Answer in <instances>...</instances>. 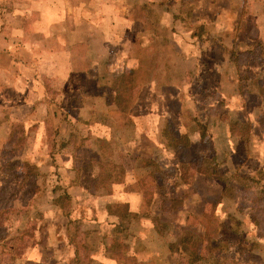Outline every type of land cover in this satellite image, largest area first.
<instances>
[{
    "label": "rangeland",
    "instance_id": "rangeland-1",
    "mask_svg": "<svg viewBox=\"0 0 264 264\" xmlns=\"http://www.w3.org/2000/svg\"><path fill=\"white\" fill-rule=\"evenodd\" d=\"M63 43L83 55L85 62L73 55L72 66L78 70L94 60L98 92L76 95L66 87L69 83L52 76L64 69L59 60L55 65L49 61ZM142 58L147 61L142 73L156 77L140 86L130 71ZM32 75H39V85L45 87L44 100L36 102L34 116L25 125L3 126L10 119L17 90L27 93L29 83L24 82H30ZM163 81H168L165 88L160 86ZM263 83L264 0H0V199L12 198L14 191L16 196L12 203L8 201L14 209L7 214L11 228L0 246L9 247L16 232L18 237L32 233L36 224L29 242L36 245L25 247L22 255L26 264H99L102 249L110 245L113 250L119 245L129 247L120 248L118 254L114 251L113 264H212L169 253L167 243L184 230L201 234L204 228L198 219L213 212L219 218L229 264H264V237H257L259 246L250 250L256 234L244 181L264 169ZM122 84L134 87L132 100L140 104L130 114L121 113L114 103L113 87ZM29 85L36 98L38 85ZM157 104L158 114L168 107L172 115L162 120L150 111L143 113ZM68 107H78L71 116L77 121L68 119ZM232 121L250 124L247 137L231 138L228 124ZM93 122L107 129L95 128ZM197 122L207 127L205 138L191 135L190 147L165 149L163 143L170 141L171 133L180 135ZM64 136L70 137L73 149L99 150L101 158L88 168L82 165L80 151L72 150L76 155L68 159L67 153L58 151ZM216 153L227 160L222 172L234 175L233 199L219 205L223 184H208L194 174ZM66 164L78 169L77 175L68 173ZM181 165L188 168L184 181L178 178L184 174ZM122 168L129 172L120 176ZM105 170H112V175L117 171L124 182L114 190L112 181L118 179L106 176L105 190L90 191V184ZM134 185L146 189L149 218L135 216L131 207L123 214L130 223L124 232L103 221L105 207L113 196L126 200V188ZM260 185L264 189V179ZM63 191L71 197L69 218L52 205L54 196ZM138 194L141 200H133V205L138 203L139 210L144 199ZM173 198L182 200L180 210L161 212L160 201H169L165 207L170 209ZM154 215L163 225L153 224ZM74 234L81 246V258L75 262V246L70 245ZM122 255L134 257L135 262L124 263Z\"/></svg>",
    "mask_w": 264,
    "mask_h": 264
},
{
    "label": "trees",
    "instance_id": "trees-1",
    "mask_svg": "<svg viewBox=\"0 0 264 264\" xmlns=\"http://www.w3.org/2000/svg\"><path fill=\"white\" fill-rule=\"evenodd\" d=\"M201 30V29H200ZM203 30V29H202ZM200 32H198V37L200 36ZM146 59L140 60L138 67L135 70L130 71V74L132 77H134L135 81L139 83V85H145L150 82L156 77V75L149 74V72H144L143 71V64H145L147 61ZM169 81V79H168ZM167 82L160 83V86H164ZM114 103L116 108L121 112L127 114V112L130 111L131 107L134 104V101L132 100L133 93L132 89L134 87H131L129 85H118L114 86ZM261 92H264V83L263 87L260 88ZM126 93H129L128 95H125ZM132 93V95L130 94ZM126 96V99L124 98ZM168 123V120H165ZM195 121V119H194ZM168 124H166V127L164 131H162V135L164 136L166 134V128ZM250 127V124L248 122L246 123H240L239 121H232L228 124V132L233 139L239 138L244 139L247 137L248 134V128ZM187 129V128H186ZM206 130L207 127L205 125L199 124L198 122L195 123L193 126L191 125L190 130H184L180 135H173L171 133L170 135V141L163 143L164 147L166 150H170L172 148L178 147V146H184L188 147L190 145V136L193 135L194 133H198L200 138H205L206 137ZM11 138H13V134H11ZM160 138V137H159ZM162 143V142H161ZM226 158H221L219 154H214L212 155L211 159L209 160L208 163L204 162L200 164L196 169L195 173L199 174L200 176L203 177L204 181L208 184H211L215 181L221 182L223 184V187L221 189L220 193V199L216 203V205L219 204H224L226 201H231L233 199V189L230 185L231 180L233 179L234 175H227L222 172V166L223 164L226 163ZM149 164H155L153 160L147 161ZM15 161L11 163L13 170L15 167ZM181 170L184 171L183 173H180V176L178 177L180 181L183 180V175H185V171L188 170V168L184 166H179ZM28 172L30 175H35L33 174V170L29 168ZM120 176L125 175V169H121L120 171ZM118 172L116 171L115 175H112V170H105L103 172H100V174L97 175V178L94 179V182L90 184V191L94 192L95 190H105V186L102 184L103 181L106 179V176L109 178L113 176V178H116L118 180L112 181V184H122L124 182L123 179H120L118 177ZM150 175H154L152 172ZM193 176V175H192ZM118 177V178H117ZM264 179V169H257L253 175L246 176L245 178V190L249 192L250 196V210H251V217H252V222H253V231H255V237L252 240V245L250 246V250H254L259 246V244L256 242L257 237H264V189L261 187V182ZM158 186H155V189H157ZM60 189L59 187H57ZM135 188V189H131ZM131 188H126L128 192H136V193H141L143 195V203L140 206L139 209V215L143 217H148V213H146L145 210L150 209L151 204L149 201L145 198L147 195L145 193L146 189L144 186L140 188H136V185ZM2 191H6V187L2 188ZM110 191L108 194H110ZM2 192V194H3ZM15 191L12 193L11 197L12 198H6L4 197L0 199V243L4 242L6 240L7 236V230L11 228L10 220L8 219L7 214L8 213H13L14 209H12L11 205L8 204V201L12 203V200L16 199ZM25 195V194H23ZM23 197V196H22ZM248 197V198H249ZM172 205L170 206V209L166 208L165 205L167 204V200L163 199L160 201V211L164 212H170L172 210H180L182 200L181 199H169ZM52 205L59 208L62 211V214L64 217L69 218L71 215V205H70V196L66 191H63L59 195L54 196L52 199ZM215 207V205H214ZM213 207V208H214ZM106 213L113 215L117 217L118 219V224L116 225L117 229H121L124 232H127L129 229V221H126L124 218L123 214L127 213L128 210L122 208L120 205H106L105 207ZM37 215L41 216L40 213H36ZM229 217V215H227ZM153 224L155 223L156 226H161L163 225L164 221L160 219L158 215H154L152 218H150ZM198 224L200 227L204 228L203 232L201 234L199 233H194L190 230H184L182 233L177 235L174 239V241L167 243L168 251L169 253H180L181 255H184L188 257L191 261L193 262H198L201 263L202 260H206L208 262H211L212 264H229L230 260L225 257L224 252L226 250V245L223 239L220 236V228H219V218L218 216L214 215L212 213H204L201 218L198 219ZM236 221L237 228L240 225ZM7 224V225H5ZM36 224L31 227L32 233H29L23 237H18V232H16L17 235H13V237L10 240L11 244L9 247L5 246H0V264H19V262H23L21 264H26L27 259L22 257L24 255V249L25 247H29V249H32L35 247V242L30 243L31 238L34 237V232H35ZM29 228V230H31ZM31 232V231H30ZM76 234L73 235L71 238L70 244L75 246V251H74V258L73 261H79L81 258L80 255V249L81 246L76 240ZM122 248L128 249V245L121 246L119 245L113 250V247H109L106 249V252L109 253L110 256L114 257L116 259V255L114 254V251L118 254V250ZM28 249V248H27ZM264 249V247H263ZM35 250V249H33ZM30 252V251H29ZM122 259L124 260V263L131 262V260H135L134 257L130 256H124L122 255ZM135 262V261H134Z\"/></svg>",
    "mask_w": 264,
    "mask_h": 264
},
{
    "label": "crops",
    "instance_id": "crops-1",
    "mask_svg": "<svg viewBox=\"0 0 264 264\" xmlns=\"http://www.w3.org/2000/svg\"><path fill=\"white\" fill-rule=\"evenodd\" d=\"M219 3L220 2H218L217 6L220 5ZM232 7H233V4H232ZM230 10H231V13H238V11H236L234 9H230ZM200 27L203 28L202 26H200ZM126 28H127V26H126ZM73 55H74V59L76 61L85 62L83 55L76 54V51L74 52V50L72 48H70L67 43H63V45L60 46L59 50H56L55 52L51 53L50 57H49V61L53 60V63L55 65L56 61L59 60L60 61V65H62L63 68H64L61 73H59L57 75L54 74L52 76L61 78L60 80H62L64 82V84L69 83V85H66V87H69L70 89H72V91H74L76 95H77V92H78V94L85 93V91L86 92L90 91L92 93L93 92L94 93L98 92L100 90V85L98 84V77H97V74H96L95 69L93 67L94 64H95V63H93L94 60L91 61L92 63L89 66H84L81 70H78L77 68L72 66V64L74 62ZM12 63H14V60H12ZM28 79L29 80L32 79V80H30V82H24V84H28V83L30 84L31 82L32 83L36 82V84L38 85L36 87V89H35L36 91H38L37 92L38 94L36 95V98H33L31 96L33 91L32 92L30 91V88H32V87L29 84L27 86L29 88L27 93L24 92L21 88H19L20 90L19 89L17 90V93H18L17 98L14 99L12 101V103H11L10 113H9V118L10 119H8L6 122H4L3 126H6V127L9 126L10 127L11 124H13L14 122H23V124L25 125L26 124L25 121H28L30 118H32L34 116L33 114H34V111H35L34 107L36 106V102L44 100V97L46 96V92L44 93L45 87L44 86L40 87V85H39V83H41L39 75H36L35 77H34V75H32L31 77H28ZM164 86H162V87L165 88ZM107 88H108V92L110 93V90H109L110 87H107ZM21 92L24 93V94H22ZM21 98H24L23 101L20 100ZM139 105L140 104L138 103V101L136 103H134V105L131 107V109L129 111V114H130L131 111L136 110V108H138ZM142 105H144V104H142ZM176 106H174V107H176ZM76 108H78V107H68L67 109H65V111L69 112V114H70L68 119H70L71 122L77 121V118L76 119H72L71 118V116L74 115V110L73 109H76ZM153 109H155V110H153ZM153 109L150 110V106H147L143 110V111L146 110V112H143V113L145 114L148 111H150V114L152 115V117L156 116V117L159 118V116H160V117H162V120H164V118H169V115H172V113L169 112V108L168 107L165 108L166 111L162 112V114H158V113H161L160 110H159V105L158 104H157L156 108H153ZM142 117H143V115H142ZM29 123H30V121H29ZM93 124H94L95 128L107 129V126H105L101 122H93ZM193 135L194 136H199L198 133H194ZM103 136L98 135L97 136L98 140L107 143L109 141V138L108 137H103ZM158 136H159V134H157V140H158V144H160L161 141L159 140ZM66 137L67 136H64L65 140L62 142L61 146L58 148V151H59V153H62V154L67 153L68 156H69L68 159L71 160L76 155V153L75 152L73 153L72 150L80 151V157L83 160L82 161V165H84V167L88 168L92 161L101 158V153H100L99 150H93V149L78 150L77 147L76 148L74 147V149H73V145L70 142V137H67V138ZM191 143L192 142L190 140V145L188 147L191 146ZM181 147H184V146H181ZM184 148H187V147H184ZM130 156L131 155H126L125 154L124 157L125 158L126 157L130 158ZM150 158H152V157H150ZM65 167H68L66 169V171H68V173H71V174L74 175L73 172H75V174L77 175L78 169L74 168V166H72V165L70 166L69 164H66ZM128 172H129L128 170H125L126 174ZM194 174L195 175H199V174H196L195 172H194ZM90 175H92V174H90ZM195 175H194V177H196ZM113 185H114V190L117 189L116 184H113ZM69 196H70V194H69ZM110 196H112V193L110 194ZM125 199L126 200H122V201L120 200V201L125 203V204H127L128 206L127 205H121L120 201H118V199H116L114 196L109 199L110 201H108L107 204L108 205H115L117 203L116 205L119 204L121 206H125L126 208H128L129 209L128 211H130L132 208H134V212H135V216H136L139 213V210L137 208V204L138 203H136V205H133L134 204L133 200L136 199V201L140 202L141 195L138 194V193L126 192ZM139 204H141V203H139ZM139 216H141V215H139ZM141 217H143V216H141ZM103 221L110 222V224H112V227L115 228V229H116V225L118 224L117 217H115L113 215H110L108 213L104 214ZM109 247H112V246L110 245V246L105 247V248H103V246L101 247V248H103L102 251H101V253L103 255V258H102V261H101L102 263H99V264H106V263L113 264V262L115 261V258L110 256L109 253L106 252V249H108ZM73 254H74V252H73ZM90 258H92V257H90ZM92 260H93V258H92Z\"/></svg>",
    "mask_w": 264,
    "mask_h": 264
}]
</instances>
